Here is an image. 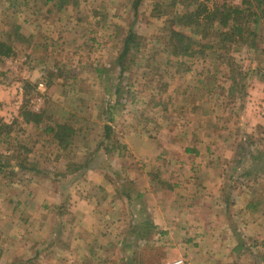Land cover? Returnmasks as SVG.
<instances>
[{
	"label": "rangeland",
	"instance_id": "obj_1",
	"mask_svg": "<svg viewBox=\"0 0 264 264\" xmlns=\"http://www.w3.org/2000/svg\"><path fill=\"white\" fill-rule=\"evenodd\" d=\"M59 1L0 0V40L10 33L13 47L0 60V118L10 123L22 106L45 118L40 126L17 118L0 141V246L22 243L24 232L30 242L42 222L30 199L44 197L43 228L58 231L63 251L49 253L65 264L68 196L105 202L116 193L134 201L123 211L125 233L134 234L108 243L123 264H264L262 1L240 20L242 38L226 44L217 22L173 23L182 6L171 0ZM14 24L20 39L11 35ZM169 27L192 37L191 55L167 48ZM129 31L135 40L121 65ZM56 122L74 130L65 148L45 131ZM18 145L28 149L19 151L22 162ZM100 168L109 179L104 192L91 175ZM151 205L165 208L170 223L184 209L181 225L160 229Z\"/></svg>",
	"mask_w": 264,
	"mask_h": 264
},
{
	"label": "crops",
	"instance_id": "obj_2",
	"mask_svg": "<svg viewBox=\"0 0 264 264\" xmlns=\"http://www.w3.org/2000/svg\"><path fill=\"white\" fill-rule=\"evenodd\" d=\"M88 169L94 171V169L90 166ZM98 170L99 173H91V175L95 178L93 179V183H95L97 186H101L98 189L99 192H104V189L108 190L109 179L105 178L103 173L104 169L100 168ZM95 174L99 175L94 176ZM143 191L144 190H140V193ZM165 191L166 190H163V193ZM108 192L113 193V191ZM43 198L44 197H34V199H30L31 202H35V208L38 209L39 207L40 209L39 216H41V226L36 228L35 235L31 236L30 242L26 241V235L24 232L21 233V235L24 237L19 236L21 239L24 238L22 243L15 246H8L7 244L1 245L0 261L4 260L2 264H15L14 261L16 260L23 261L22 264H55L56 262L59 263V261H61V259L57 261L54 255L49 253L50 249H52L53 252H57L56 250L58 249V251H62L61 245L57 244L60 242L61 236L55 229L45 230L43 228L44 224L46 223L47 225L48 223V220H46L44 216L45 212L42 210L43 204H45L43 203L45 201ZM48 198L52 199L51 197ZM106 200L107 201L103 202L102 198L98 199L96 195L92 196L80 193H71V195L68 196L66 201L68 216L67 219H62V224L65 223L64 221L66 220L68 221L69 227L67 236L68 243L63 247V249H66L67 251L65 264H123L122 260L114 259V255L112 254L113 250L110 248V244L108 243L114 241L115 238L121 237L124 234H126L124 236L125 239H127V235L134 234L133 231H128V233H125V223L128 222V219L126 218L125 214H123L125 208H132L131 203L134 204V201H128L122 196L119 197L116 193L115 196L111 194L110 197H106ZM174 202L178 204L182 203L179 201V199L178 201ZM103 203H107V206L100 207V205ZM118 207H121V209L118 210ZM161 208L162 207L154 208L153 205H151V208L148 207L149 211L150 209H155L153 211H156L154 217H151V220L154 222L153 224H159L158 226H160V229L164 230L174 229L175 225H181L176 224L175 222H177L176 220H179V222L181 221L182 216L185 214L184 209L179 208V210L174 215L175 217H172L171 219L175 222L170 223L166 214L167 210L165 211V208ZM163 210L164 212L162 213L161 211ZM133 227L134 226L132 225V228ZM50 240L51 243L47 244V242ZM120 245L121 244H115L113 246L115 251L118 252L121 250V248H119ZM235 249H237V245L233 244L229 251H234ZM34 255L37 257L36 262H33V258H35ZM126 264H130V262L126 261Z\"/></svg>",
	"mask_w": 264,
	"mask_h": 264
},
{
	"label": "trees",
	"instance_id": "obj_3",
	"mask_svg": "<svg viewBox=\"0 0 264 264\" xmlns=\"http://www.w3.org/2000/svg\"><path fill=\"white\" fill-rule=\"evenodd\" d=\"M44 1L45 3L52 2V0ZM65 1L66 0H60L58 6L62 7ZM206 1L207 0H171L169 3L171 7L175 8V6L181 5V10H183L182 12L181 10L174 11L172 14V21L181 27H196L201 23V20L207 22L209 25H214V23L217 22V24L220 25L221 32H223H220L223 44L228 42L232 43L235 37L242 38L244 28L240 20L245 16L246 11L249 12L250 7L254 5L255 1H262V4H264V0H243L240 6H233L223 2L219 5H213L209 10L206 6ZM134 5L136 7L137 3ZM19 29L20 25L14 24L11 35L16 39L22 38ZM216 33L218 34V31ZM8 34L10 33H7V38L0 40V60L1 57H8L13 53V47L8 38L10 35ZM134 34L135 33L132 31H129L123 39L121 52L118 57L121 65L125 64V60L134 43ZM162 38L166 40L167 48L170 49L173 55L187 56L193 53L195 43L192 37L181 30L169 27ZM17 118H20L25 124L31 123L35 126H40L45 121L43 111L34 112L26 106H22L17 117L10 123L0 118V141H8L12 132V125L18 122ZM105 127V131H108V126L105 125ZM45 131L51 135L52 142L60 149L67 147L72 142V137L74 135L73 128L64 122H56L52 125H47ZM107 131L105 134L106 136ZM16 148L15 153H17L14 157L20 158L22 162L26 157H21L19 151L28 152V149L24 145H18ZM19 166H22L21 163Z\"/></svg>",
	"mask_w": 264,
	"mask_h": 264
}]
</instances>
